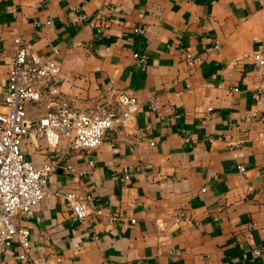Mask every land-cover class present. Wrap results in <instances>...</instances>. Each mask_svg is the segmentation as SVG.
I'll return each instance as SVG.
<instances>
[{"label":"crops","instance_id":"1","mask_svg":"<svg viewBox=\"0 0 264 264\" xmlns=\"http://www.w3.org/2000/svg\"><path fill=\"white\" fill-rule=\"evenodd\" d=\"M263 23L264 0H0V113L17 36L58 66L72 107L117 93L138 101L130 128L108 131L96 149L69 150L63 139L20 146L34 167L58 166L40 204L17 218L32 258L264 264V74L251 58ZM25 111L35 122L45 104ZM71 192L91 196L102 215L78 224ZM17 252L13 244L2 264H23Z\"/></svg>","mask_w":264,"mask_h":264},{"label":"built area","instance_id":"2","mask_svg":"<svg viewBox=\"0 0 264 264\" xmlns=\"http://www.w3.org/2000/svg\"><path fill=\"white\" fill-rule=\"evenodd\" d=\"M12 48L14 54L6 73V93L2 101L5 111L0 113V264L2 255L13 244L18 249L15 259L23 264H50L48 260L32 258L29 233L17 225V218L33 211L40 204L47 177L55 173L58 166L44 164L34 167L25 161L20 146L26 139L33 138L42 140L49 148H55L59 140L63 139L69 150L96 149L108 131L130 128L129 123L138 109V101L132 95L117 93L113 98L103 97L88 110H78L58 92L59 68L52 60L32 55L18 36L13 38ZM132 57L144 63L142 56L133 54ZM183 57L187 63L191 59L190 54L185 52ZM251 58L253 70L264 74V23L262 38ZM111 92L112 89L107 87L104 95ZM41 101L45 104V114L35 122L29 121L25 107ZM150 109L155 111L156 107L151 106ZM135 133L143 139V132L136 129ZM152 145V142L148 143V146ZM87 167H91V163ZM63 168L71 171L68 164H64ZM85 173L83 170L79 175ZM128 173L129 170H123L125 180L128 179ZM64 198L71 216L80 225L102 215L89 195L79 196L71 192ZM115 220V213L108 216V222L113 223ZM259 255L258 250L249 252L251 258ZM58 263V259L53 262Z\"/></svg>","mask_w":264,"mask_h":264}]
</instances>
